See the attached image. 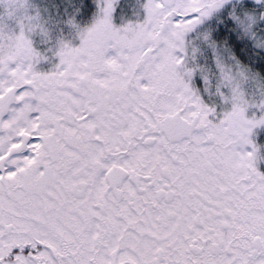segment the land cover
Listing matches in <instances>:
<instances>
[{
	"label": "snow or ice",
	"instance_id": "1",
	"mask_svg": "<svg viewBox=\"0 0 264 264\" xmlns=\"http://www.w3.org/2000/svg\"><path fill=\"white\" fill-rule=\"evenodd\" d=\"M0 264H264V0H0Z\"/></svg>",
	"mask_w": 264,
	"mask_h": 264
}]
</instances>
